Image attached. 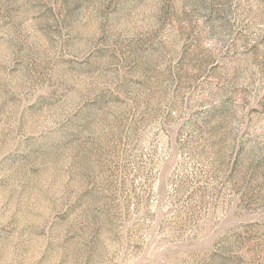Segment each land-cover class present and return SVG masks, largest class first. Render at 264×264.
I'll list each match as a JSON object with an SVG mask.
<instances>
[{"label": "rangeland", "instance_id": "1", "mask_svg": "<svg viewBox=\"0 0 264 264\" xmlns=\"http://www.w3.org/2000/svg\"><path fill=\"white\" fill-rule=\"evenodd\" d=\"M0 264H264V0H0Z\"/></svg>", "mask_w": 264, "mask_h": 264}]
</instances>
